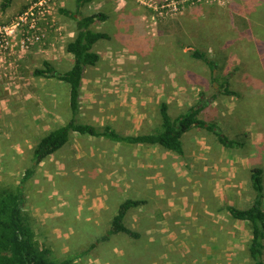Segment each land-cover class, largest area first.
Returning <instances> with one entry per match:
<instances>
[{"label": "rangeland", "instance_id": "obj_1", "mask_svg": "<svg viewBox=\"0 0 264 264\" xmlns=\"http://www.w3.org/2000/svg\"><path fill=\"white\" fill-rule=\"evenodd\" d=\"M4 1L0 0V27L6 36V43L0 47V184L18 190L38 140L70 118L68 85L35 77L33 72L44 61L60 72L71 66L72 55L65 47L74 35L75 22L61 10L74 12L76 0H45L44 9L26 21L35 20L40 34V40L28 48L24 46L27 25H18L19 17L41 0H13L2 9ZM227 1L220 5L201 3L164 18L134 0L86 3L83 15L114 14L128 2L134 3L151 41L139 47L151 51L158 60L165 53L171 58H167L166 65H156L149 59L142 63L132 45L114 38L103 41L98 47L100 63L85 72L82 82L80 110L84 121L114 123L122 133L138 130L139 124L143 125V133L149 131L148 127L158 128V121H150L159 117L162 102L166 101L175 114L176 103L196 96L199 90L192 87V81L183 79V72L193 68L197 73L200 68L181 56V50L187 53V47H192L211 58H220L221 68L227 66L237 75L234 82L243 98L222 101L225 109L218 110L227 122L217 120L219 127L227 133L229 122L235 120L241 132L254 133L256 141L259 126L250 122L249 115L258 98L255 94L246 96L254 93L253 86L245 82L243 72L239 73L248 57H236L247 50L238 45L221 50L230 41L244 46L250 43L246 33H241L246 26L239 16L241 10L235 11L230 5L235 0ZM254 1L243 9L244 15L252 12V17L261 16L264 21V7H255ZM110 25L114 28L108 21L102 23L104 28ZM139 37L136 33V41ZM129 40L137 47L135 40ZM223 52L225 58L220 57ZM258 82L264 84L260 79ZM195 133L199 147L186 160L165 149L163 152L146 145L130 149L103 138L74 134L61 152L39 164L23 188L22 212L39 244L49 247L58 259L72 258V264H254L249 255L250 224L233 219L223 207L243 208L251 203L244 169L246 153L224 150L217 137L206 130ZM208 136L215 144L210 153L212 169L208 170L212 177L205 178L208 181L201 187L195 162L201 160V148L207 147ZM147 188L153 199L126 219V224L142 237L133 241L115 236L89 250L109 228L118 203L134 190ZM157 190L162 191L161 198L156 197ZM139 194L133 196L141 198ZM203 194L211 195L207 203Z\"/></svg>", "mask_w": 264, "mask_h": 264}, {"label": "trees", "instance_id": "obj_2", "mask_svg": "<svg viewBox=\"0 0 264 264\" xmlns=\"http://www.w3.org/2000/svg\"><path fill=\"white\" fill-rule=\"evenodd\" d=\"M12 1L5 0L2 9H6ZM91 1L76 0L74 12L61 10L75 22V35L66 43L65 47L66 52L72 55L71 66L64 72H60L48 61H44L42 67L33 72L35 77L53 79L68 85L70 118L66 124L53 127L38 140L31 154V164L25 170L18 190L0 184V264L73 263L72 258H56L49 247L39 244L22 212L25 205L22 192L24 186L33 178L39 164L48 157L61 152L70 143L74 134L103 138L126 146L156 145L179 156H183L185 153L184 134L195 128L210 132L228 150L244 151L250 145L249 134L241 135L230 122L228 125L232 128L230 127L229 132L223 131L217 120L223 123H226L227 120L221 111L218 112L216 108H212L213 103L225 98H243L241 90L234 82L233 72H229L227 66L222 65L224 68H221L220 58H211L207 52L192 47H187L186 57L194 62H200L202 66L208 68L207 89L209 95L207 92H201L198 100L176 114L170 111L167 103L162 102L159 108L161 123L158 128L147 133L124 135L110 124L98 125L91 121H84L80 102L85 72L98 66L101 56L96 51V47L101 41L110 39L106 32L96 30V26L106 20L105 14L83 15V6ZM241 33H246V37L251 40L255 48L253 56L250 55L251 59L248 57L244 60L245 68L242 69H245L243 72L245 82L263 92V95L255 93V97L258 98L256 102L260 103L251 108L250 116L262 119L261 125L264 132V119L261 118L264 117V84H258V79L264 82V23L245 26ZM234 46V41L224 44L226 50ZM225 56L226 54L223 52L221 57L225 58ZM238 57L242 58L240 55ZM165 61L168 63L169 60ZM236 68L239 69V66ZM249 179L253 193L250 206L247 208L226 206L224 209L233 219L250 224L252 236L249 245L250 258L254 264H264V168L258 166L252 168ZM145 205H147V200L143 198H127L120 201L110 220L109 228L90 246L89 250L110 241L115 236H126L133 241L139 240L142 233L131 229L126 224V219L132 211L143 208Z\"/></svg>", "mask_w": 264, "mask_h": 264}, {"label": "crops", "instance_id": "obj_3", "mask_svg": "<svg viewBox=\"0 0 264 264\" xmlns=\"http://www.w3.org/2000/svg\"><path fill=\"white\" fill-rule=\"evenodd\" d=\"M254 2H255V7H258V6L261 7V8L264 7V0H255ZM133 4L134 3H131V2L129 3L128 2V4L126 5V7L124 6L125 8H123L121 10H118V11H114V14H105L106 15V20H104V21L110 22V24H112L114 28H112L111 25L108 26V28L107 27L104 28L102 26V23H103V21H102V22H100L101 25L98 24L96 26V30H99V31H102V32H106L109 35V37H110L109 41L112 40V38H114L115 40H118V41L119 40L120 41L122 40V42L125 43L129 47L132 45V48H135L136 49L134 51L140 57H142V63H144V61H147V59H149L152 62H154V64H156V65H159V63L161 65L168 64L165 61V59L171 58L168 53H165V54L161 55L162 58H159V60H158L157 59L158 57H154V56L151 55V51H149L148 49L146 50L144 47H141V46L139 47V45H142L144 43L149 44V42H151V41L147 38L149 36L147 35V33H146V31H145V29H144V27L142 25V21H141V18H140L141 15L138 13L139 12L138 9L135 8L133 6ZM249 4H250V0H247V1L246 0H240L238 2L235 0L234 2L233 1L231 2V6H233V7L236 8L235 11H238L239 12V9L241 10V14L239 16H240V19H242V22L244 24H246V26L253 25V24H259V23H264V21L262 20L261 16H256V18L252 17V12L251 13L250 12H246V14H248V16L244 15L245 10L243 11V9L246 8L247 5H249ZM248 8H250V7H248ZM248 11H250V10H248ZM136 33H138L140 35V37L137 39V41L135 39ZM74 35H75V32H74ZM74 35H72V37H70L69 40H71L74 37ZM129 38L130 39H133V41L135 40L134 44H137V47L133 46V42H130ZM245 38H246V40L250 41V43L248 45H245L244 46V45H242V43L241 44H239V43L238 44H235L234 43L235 45H238L237 47L239 49L247 50L246 53H244V54L243 53L242 54H239L238 53V55H240L242 57H250V55L252 54V56H253V54H254L253 52H255V48H254L251 40L249 38H247V37H245ZM101 45H103V41H101L98 44V46L96 47V51L97 52H98V47L101 46ZM221 50H226V48L223 46ZM181 53H183L181 56L185 55V58H187L186 57V54L187 53L185 52V50H181ZM220 54L222 55L223 53H220ZM238 55H236V57H238ZM176 56H178V55L176 54ZM163 58H165V59L163 60ZM187 60H189V59L187 58ZM190 62H193V63L197 64L200 68L198 70H196L197 73H195V70L193 68H190L187 71L183 72V74L185 73V77H183V79H186L188 82H191L192 81L191 82L192 83V87H196L199 90H198L196 96L193 95L190 98L183 99V102L181 101V102H177L176 103V105L178 107V110H177L178 112L181 111V110L186 109L194 101L198 100V98L200 97L201 92H207L208 95H209V90L207 89V86H208L207 76H209V71H206L204 69L205 66L204 65L202 66L200 62H197V61L194 62V60L193 61L190 60ZM237 66H239V65H236V67ZM201 67H204V68H201ZM243 68H245V66ZM228 71H230V70H228ZM241 72H245V69H242L241 71H239V73H241ZM234 76L233 77H234V80H235L237 75H234ZM253 91H254L253 94L246 95V96L252 97V95H254L255 93H257V95L258 94L263 95V92L262 91L259 92V90L256 89V88L253 89ZM223 100H225V99H222L221 101H218V102L213 103L212 104V108H216L217 110L218 109H221V108L222 109H225V106H223L224 104L221 105V103H222ZM165 103H167V102L165 101ZM257 103H260V102H256V104ZM169 108H170V105H169ZM219 111L220 110H218V112ZM178 112H175V114L178 113ZM221 113L223 114V112H221ZM223 115H225V114H223ZM261 118L264 119V117H261ZM261 120L262 119H260V118L259 119H256V118H252L250 116V122L251 123H257L258 126H259V133H256V135L258 134L256 141H254V138L252 137L254 135V133L243 132V131L241 132L242 129L239 128L240 125L238 124V126H237L235 123H233V121H235V120H232L231 121V124L234 125V127L236 128V130L238 132H240L241 135L242 134H245V133L249 134V140L248 141H249L250 145H249V147L246 150H244V152L246 153V155L243 156L244 157V169L248 173V183H249V180H250L249 178H250V171H251V169L254 168V167H257V166L263 168L262 165H263V162H264V153H262V150H264V132H263L262 125H261V122H262ZM154 121H158L157 122L158 123L157 127H159V125L161 123L159 117L158 118L151 119L150 122H153L154 123ZM93 123H96L98 125H101L98 122H93ZM64 124H66V121H64L63 123H61V125H64ZM110 125H112V127H114L119 133L124 134V135H137V134L143 133V130H141L142 127H143L142 124H139V129L138 130H136L134 132H131V133H127V132L122 133V132H120V128H119V126L117 124L111 123ZM52 129H53V127H52ZM148 130H149L148 132H151L154 129H151L150 130L149 127H148ZM198 130H202V129L195 128V129H192L189 132H187V133L184 134V150H185V153H184L183 156H179L176 153H173V152H170V151H168V152L173 153V154H176L178 157H180V158H182L184 160H186L187 157H189L187 159H190L192 157L193 153L195 154V148L199 147L197 145V142L198 141H197L196 133H195V131H198ZM211 139H212V137H210V136L207 137V139H206V141H207L206 146L207 147L204 146V147L201 148V152H200L201 153V160H198V161L196 160V162H195V165L199 167V176H198V178H201L202 179L201 182H199L201 184V187H202V185H204V183H206L209 180V178L212 177L210 175V173L208 172V170H211L212 169V166L211 165L213 164V162L211 160L212 158L210 156V153L212 152V150H213V148L215 146V144L212 142ZM116 145L122 146L124 148L125 147L126 148H130V149L133 148V147L141 146V145L126 146V145H123L121 143H117ZM146 146H150V147H154V148H159L160 150H163V152H164V148H162L160 146H156V145H146ZM223 149L226 150V151H228V152H230V151L231 152H236V151L228 150V149H226L224 147H223ZM257 149H260L259 150V154L257 153L256 155H253L254 154V151L257 150ZM165 151H167V150H165ZM196 154H197V152H196ZM230 157H231V155H230ZM203 159H208V161L206 162ZM161 176H163V172H162ZM181 177H184V175L181 174ZM205 178H208V180L205 181ZM146 183L147 182L144 181L143 182V185H146ZM203 189H204V187L201 188V191L202 192H203ZM134 191L135 192H133L132 194H130L127 198L140 199L138 197L133 196L135 193H140L142 195L141 198H143L144 200H149V199L151 200V199H153V198H151L153 196H151V194L149 192L150 190L148 188H147V190L146 189L145 190L139 189L138 192H136L137 190H134ZM155 193H156V197H160V198L162 197V195H161L162 194V191L161 190H157ZM213 195H212V197H213ZM203 196L205 197L204 199L206 200L205 203H207V201L209 200V198L211 197V195L210 194H203ZM252 198H253V193L251 194V203H252ZM226 206H229V205H225L223 207H226ZM233 207H239V206H233ZM243 208H247V207H243Z\"/></svg>", "mask_w": 264, "mask_h": 264}, {"label": "built area", "instance_id": "obj_4", "mask_svg": "<svg viewBox=\"0 0 264 264\" xmlns=\"http://www.w3.org/2000/svg\"><path fill=\"white\" fill-rule=\"evenodd\" d=\"M141 7L147 8L153 12L155 16L164 18V16H176L180 14L184 9L193 8L200 5L201 3L211 2L216 4H225L227 0H134ZM45 0L38 1L31 5L29 10L21 14L19 17L18 25H27L25 33L24 46L28 48L33 42L40 40V34L38 32L37 23L35 20L26 23L27 19L30 17H36L39 11L43 10L45 7ZM38 16V15H37ZM6 43V36L2 32L0 27V47L2 49V44Z\"/></svg>", "mask_w": 264, "mask_h": 264}]
</instances>
